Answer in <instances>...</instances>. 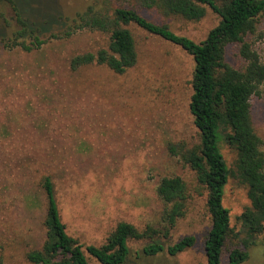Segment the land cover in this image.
<instances>
[{"label": "rangeland", "instance_id": "1", "mask_svg": "<svg viewBox=\"0 0 264 264\" xmlns=\"http://www.w3.org/2000/svg\"><path fill=\"white\" fill-rule=\"evenodd\" d=\"M19 1L29 40L62 29L94 0ZM3 10L10 24L0 16V41L18 28L10 7ZM139 12L196 42L218 22L210 9L198 21ZM129 29L137 61L122 75L99 66L70 72L71 56L106 45V36L98 33L80 32L31 52L0 50V264H27L25 253L45 240L42 176L52 180L67 233L84 245L102 244L119 221L138 229L158 225L163 209L158 181L180 176L191 198L162 242L193 235L195 243L175 256L146 257L141 252L145 241H129L126 264H206L203 243L210 217L205 191L199 188L198 195L194 173L166 149L169 141L198 142L188 109L193 61L179 46L135 26ZM245 40L264 61V11ZM225 57L231 65L242 63L236 44L226 47ZM250 102L264 152V95L252 96ZM220 151L233 168L235 153L223 142ZM222 204L232 230L222 254V264H227L228 250L240 247L237 217L249 205L245 186L231 176ZM248 251L242 264H264V249L252 246Z\"/></svg>", "mask_w": 264, "mask_h": 264}, {"label": "trees", "instance_id": "2", "mask_svg": "<svg viewBox=\"0 0 264 264\" xmlns=\"http://www.w3.org/2000/svg\"><path fill=\"white\" fill-rule=\"evenodd\" d=\"M23 3V2H21ZM19 0H0V16L8 21L4 7H10L16 26L0 41V50L31 52L49 41H66L80 32L105 35L107 42L93 51L69 58L70 72L78 73L90 66L106 68L122 75L137 61L136 42L129 26L179 46L193 61L191 95L188 109L198 133V142L188 145L180 140L169 141L166 149L194 173L199 188L205 191V207L210 217L203 250L206 264H222V254L229 235V211L222 204L224 187L231 176L246 188L249 205L240 213V247L227 252V264H242L249 257V248L264 249V152L251 115L252 96L264 95V61L245 36L256 29L264 11V0H94L76 13L62 29L29 40L26 20L22 18ZM21 6V7H20ZM210 9L218 22L201 41L177 35L167 24L153 21L139 10H152L162 15L180 16L198 21ZM10 24V22H7ZM237 45L241 60L238 66L228 63L225 49ZM223 142L235 153L229 168L220 151ZM45 215L42 225L45 240L37 249L25 253L27 264H90L88 257L99 264H126L130 255L129 241H145L142 255L160 253L175 256L193 246L195 238L186 235L165 244L163 241L177 220L184 216L191 192L180 176L162 177L156 194L163 204L158 225L147 224L138 229L132 223L119 221L100 245H84L66 231L61 221L54 186L49 176H42Z\"/></svg>", "mask_w": 264, "mask_h": 264}]
</instances>
